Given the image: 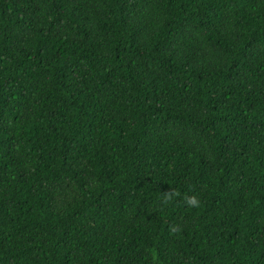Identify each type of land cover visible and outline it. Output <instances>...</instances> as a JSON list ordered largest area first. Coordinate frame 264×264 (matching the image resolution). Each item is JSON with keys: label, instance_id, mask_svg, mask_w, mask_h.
I'll use <instances>...</instances> for the list:
<instances>
[{"label": "trees", "instance_id": "trees-1", "mask_svg": "<svg viewBox=\"0 0 264 264\" xmlns=\"http://www.w3.org/2000/svg\"><path fill=\"white\" fill-rule=\"evenodd\" d=\"M0 264H264V0H0Z\"/></svg>", "mask_w": 264, "mask_h": 264}]
</instances>
